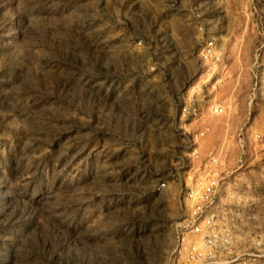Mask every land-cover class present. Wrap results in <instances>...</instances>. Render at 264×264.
Wrapping results in <instances>:
<instances>
[{
    "label": "rangeland",
    "instance_id": "374dc122",
    "mask_svg": "<svg viewBox=\"0 0 264 264\" xmlns=\"http://www.w3.org/2000/svg\"><path fill=\"white\" fill-rule=\"evenodd\" d=\"M212 177L264 264V0H0V264H165Z\"/></svg>",
    "mask_w": 264,
    "mask_h": 264
},
{
    "label": "built area",
    "instance_id": "2783aa9c",
    "mask_svg": "<svg viewBox=\"0 0 264 264\" xmlns=\"http://www.w3.org/2000/svg\"><path fill=\"white\" fill-rule=\"evenodd\" d=\"M210 161L215 163L213 157ZM224 178L199 181V188L189 190L187 194L192 205L177 226V242L172 251L174 257L165 264H219L215 259L214 241L218 236L225 241L222 239L224 228L217 220L222 185L226 182Z\"/></svg>",
    "mask_w": 264,
    "mask_h": 264
}]
</instances>
